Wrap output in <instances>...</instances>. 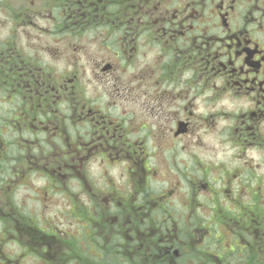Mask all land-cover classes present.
<instances>
[{
  "label": "flooded vegetation",
  "instance_id": "af4514ba",
  "mask_svg": "<svg viewBox=\"0 0 264 264\" xmlns=\"http://www.w3.org/2000/svg\"><path fill=\"white\" fill-rule=\"evenodd\" d=\"M0 224V264H264V0H0Z\"/></svg>",
  "mask_w": 264,
  "mask_h": 264
},
{
  "label": "rangeland",
  "instance_id": "374dc122",
  "mask_svg": "<svg viewBox=\"0 0 264 264\" xmlns=\"http://www.w3.org/2000/svg\"><path fill=\"white\" fill-rule=\"evenodd\" d=\"M178 203H176V208H177V210H178ZM61 208L62 209H64L65 211H67L68 210V205H63V203H49L48 204V217H49V220H52L53 219V217H57L58 216V218L57 219H55V224H54V226H60L62 229H64V230H67V231H69L70 233H77V229L80 227L81 229H83V227H82V225H79V224H75V225H68V222L69 221H71V217L70 216H68V214H66V213H63L62 211H61ZM95 211L97 212V211H100V208L99 207H96L95 208ZM53 214H55V215H53ZM53 215V216H52ZM205 215L207 216V217H209V214L208 213H206L205 212ZM82 219V221H84L83 220V218H81ZM72 220H76V218L75 217H73V219ZM83 223H85V222H83ZM87 223V222H86ZM1 225V224H0ZM49 226H50V223H49ZM96 227V228H95ZM97 227H100V229H98ZM93 228H95V230L96 231H98L97 232V234H98V236H101L103 233L101 232L102 231V229H103V224H102V219H99V220H94V227ZM104 228H109L105 223H104ZM219 230H222V229H218V228H216V231H219ZM82 232H83V234L86 232V230H85V228L82 230ZM110 232H111V229H109L107 232H105L106 234H110ZM92 232H90L89 231V234H91ZM86 234H87V237H88V233L86 232ZM96 234V235H97ZM96 237V238H94L93 237V235L91 234V236H89V237H91V239L92 238H94L95 240H100V239H97V238H100V237ZM105 239V244H107L108 242H109V239H107V238H104ZM73 240V239H72ZM81 240V239H80ZM80 240H73V242H71V241H69V240H65V242H64V244H63V247L64 248H76V249H86L87 247V243L89 242L88 240H86V241H83V239H82V241H80ZM48 242H49V244H51L52 246H54V247H58V248H60L61 247V244L60 243H58V241H56V240H54V239H52V237H49L48 238ZM91 243H92V241H91ZM91 247V245H89V248ZM89 251L91 252V251H93V249L92 248H90L89 249ZM75 255H78V254H75ZM79 255H83V253L82 254H79ZM97 256V258L95 259V261H96V264H104L108 259H110L111 257L110 256H106V258L104 259V260H106V261H104L103 259H101L100 257L101 256H98V255H96ZM88 258H90V256H87ZM117 258V257H116ZM69 259V257L68 256H64L63 257V263H67V264H73V263H75V262H73V261H70V260H68ZM118 259V258H117ZM77 261H80L81 263H83V261H81L80 259H78ZM101 262V263H100Z\"/></svg>",
  "mask_w": 264,
  "mask_h": 264
}]
</instances>
